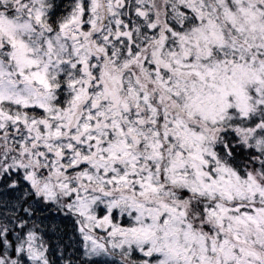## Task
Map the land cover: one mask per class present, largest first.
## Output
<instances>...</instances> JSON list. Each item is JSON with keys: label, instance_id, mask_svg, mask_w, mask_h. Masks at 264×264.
Here are the masks:
<instances>
[{"label": "snow or ice", "instance_id": "obj_1", "mask_svg": "<svg viewBox=\"0 0 264 264\" xmlns=\"http://www.w3.org/2000/svg\"><path fill=\"white\" fill-rule=\"evenodd\" d=\"M0 264H264V0H0Z\"/></svg>", "mask_w": 264, "mask_h": 264}]
</instances>
